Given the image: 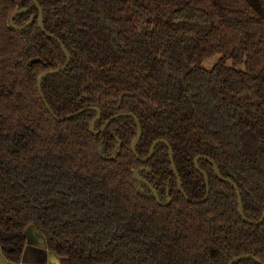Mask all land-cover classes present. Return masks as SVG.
I'll return each mask as SVG.
<instances>
[{
    "label": "trees",
    "instance_id": "trees-1",
    "mask_svg": "<svg viewBox=\"0 0 264 264\" xmlns=\"http://www.w3.org/2000/svg\"><path fill=\"white\" fill-rule=\"evenodd\" d=\"M0 0V251L19 263L33 226L66 264L264 263V0ZM14 24L33 23L22 31ZM217 61L206 68L204 62ZM115 160H107L117 150ZM100 149L102 152L100 153ZM157 191V203L135 170ZM234 264H260L252 258Z\"/></svg>",
    "mask_w": 264,
    "mask_h": 264
},
{
    "label": "water",
    "instance_id": "water-1",
    "mask_svg": "<svg viewBox=\"0 0 264 264\" xmlns=\"http://www.w3.org/2000/svg\"><path fill=\"white\" fill-rule=\"evenodd\" d=\"M33 3L35 4L36 8L38 9V27L39 29L45 34L47 35L48 37L50 38H53L55 39L58 44L61 46V49L63 51V53L65 54L66 56V60H65V63L63 64V66L59 69H57L56 71H50V72H45L43 74L40 75V77L38 78L37 80V85H38V90L40 92V95H41V98L43 100V102L45 103L47 109L50 111L51 115L54 116V114L52 113V111L50 110V107L48 106L46 100L44 99V96L42 94V91H41V84H42V81L45 77L53 74V73H57V72H60L62 70H64L69 62H70V53L68 52V50L65 48V46L62 44V42L56 38L54 35H51L49 33L46 32V30L44 29V26H43V8L39 5L38 1L37 0H33ZM25 10H18L16 11L10 18V27L16 31H22L26 28H28L34 21L35 19V16H32L29 21L25 24V25H22V26H18V25H15L14 24V19L17 15H19L20 13L24 12ZM86 110H95L96 111V116L95 118L92 120L91 124H90V132L92 134H99L100 132H102L107 126L108 124H110L114 119L118 118V117H131L134 119L135 123H136V126H137V137L136 139L133 141L132 143V146H131V149H132V152L133 154L141 161V162H146L148 161L152 156H153V153H154V150L156 148L157 145L159 144H164L167 148H168V154H169V159H170V162H171V165H172V169H173V172L177 178V187L180 191V193L183 195V197L185 198V200L188 202V203H193V204H196V203H202L204 201L207 200L208 198V195H209V179L207 177V175L200 169L199 165H198V161L199 159H205L207 161H209L212 165H213V169H214V173L216 175L217 178H219L221 181H224L226 183H229L230 185H232L236 191V195L238 197V211H239V215L241 216L242 220L248 224H251V225H260L264 222V211H263V214H262V217L259 221H252V220H249L248 218L245 217L244 215V211H243V204H242V201H241V198H240V193H239V190H238V187L233 183L232 180L230 179H227V178H224L219 169L217 168V166L208 158H205V157H202V156H199V157H196L194 159V165H195V168L204 175V180H205V183H206V186H207V192H206V195L200 199V200H192L190 199L186 193L184 192V190L182 189V184H181V180L179 178V174L176 170V167L174 165V160H173V151H172V148L170 146V144L168 143V141L164 140V139H157L155 140L151 147H150V150H149V154L145 157V158H139L138 157V154L136 153V145L137 143L139 142L141 136H142V130H141V126H140V123L138 121V119L136 118V116L132 113H123V114H118L114 117H112L111 119H109L102 127L101 129H99L98 131H95L94 130V127H95V123L96 121L100 118L101 116V112L98 108H86V109H82L81 111L77 112V113H74V114H69L63 118H55L57 121H64V120H68L70 119L71 117L77 115V114H80ZM120 149H121V142L118 140V147H117V150L116 152L114 153V155H112L111 157L109 158H106L107 160H115L120 152ZM102 152V149H100V153ZM143 171H149L147 168H141V169H138V170H135L134 173H133V182L135 183V186L137 188V190L139 192H143L142 188H141V185L140 184H143L145 185L150 191L151 193L153 194L154 198L156 199L157 203H159L160 205L162 206H167L170 204L171 200L168 196V200L165 204H161L160 203V200H159V196H158V193L157 191L153 188V186L147 182L146 180H144L141 176H140V173L143 172ZM35 229L33 226H29L28 229L26 230V236H27V239H30L32 237V235H34L35 233ZM244 258H252L254 259L255 261H257L258 263L260 264H264L262 263L261 261L253 258V257H249V256H241V257H236L234 258L230 264H234L235 262L241 260V259H244Z\"/></svg>",
    "mask_w": 264,
    "mask_h": 264
},
{
    "label": "crops",
    "instance_id": "crops-1",
    "mask_svg": "<svg viewBox=\"0 0 264 264\" xmlns=\"http://www.w3.org/2000/svg\"><path fill=\"white\" fill-rule=\"evenodd\" d=\"M0 264H66V261L48 251L43 240L34 233L28 239L26 249L19 263L6 260L0 251Z\"/></svg>",
    "mask_w": 264,
    "mask_h": 264
},
{
    "label": "rangeland",
    "instance_id": "rangeland-1",
    "mask_svg": "<svg viewBox=\"0 0 264 264\" xmlns=\"http://www.w3.org/2000/svg\"><path fill=\"white\" fill-rule=\"evenodd\" d=\"M216 61H217V58H211L209 60H206L204 62V66L206 68H210ZM35 233L42 239V237L37 232H35Z\"/></svg>",
    "mask_w": 264,
    "mask_h": 264
},
{
    "label": "flooded vegetation",
    "instance_id": "flooded-vegetation-1",
    "mask_svg": "<svg viewBox=\"0 0 264 264\" xmlns=\"http://www.w3.org/2000/svg\"><path fill=\"white\" fill-rule=\"evenodd\" d=\"M101 133V132H100Z\"/></svg>",
    "mask_w": 264,
    "mask_h": 264
}]
</instances>
